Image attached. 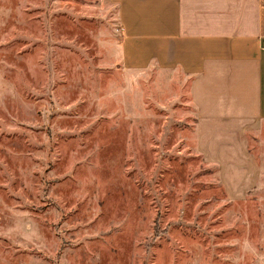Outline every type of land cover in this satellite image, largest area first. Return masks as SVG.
<instances>
[{
	"label": "rangeland",
	"instance_id": "rangeland-1",
	"mask_svg": "<svg viewBox=\"0 0 264 264\" xmlns=\"http://www.w3.org/2000/svg\"><path fill=\"white\" fill-rule=\"evenodd\" d=\"M110 0H0V264H264V121L241 197L189 79L128 70Z\"/></svg>",
	"mask_w": 264,
	"mask_h": 264
},
{
	"label": "crops",
	"instance_id": "crops-1",
	"mask_svg": "<svg viewBox=\"0 0 264 264\" xmlns=\"http://www.w3.org/2000/svg\"><path fill=\"white\" fill-rule=\"evenodd\" d=\"M110 1L124 67L188 77L198 149L243 196L258 169L247 133L264 121V0Z\"/></svg>",
	"mask_w": 264,
	"mask_h": 264
}]
</instances>
